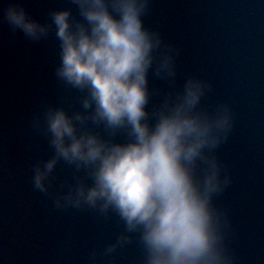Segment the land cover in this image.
Instances as JSON below:
<instances>
[{"label": "clouds", "instance_id": "1", "mask_svg": "<svg viewBox=\"0 0 264 264\" xmlns=\"http://www.w3.org/2000/svg\"><path fill=\"white\" fill-rule=\"evenodd\" d=\"M68 3L44 22L19 2L3 16L27 40L55 38V78L74 93L33 114L51 150L32 165L33 188L57 211L115 224L87 264H116L130 247L138 264H240L230 209L218 203L233 183L219 154L236 126L233 105L208 102L211 81H181V49L145 25L151 0Z\"/></svg>", "mask_w": 264, "mask_h": 264}, {"label": "water", "instance_id": "2", "mask_svg": "<svg viewBox=\"0 0 264 264\" xmlns=\"http://www.w3.org/2000/svg\"><path fill=\"white\" fill-rule=\"evenodd\" d=\"M13 2L41 22L70 6L0 0V264H87L89 249L114 239L117 229L88 211H57L33 188L32 165L51 151L32 130L33 114L42 101L67 106L74 93L55 78V38L33 42L4 21ZM144 22L181 49V81L189 74L211 81L208 102L234 107L236 126L219 153L233 183L218 203L230 209L240 264H264V0H151ZM116 264H138L135 248Z\"/></svg>", "mask_w": 264, "mask_h": 264}]
</instances>
